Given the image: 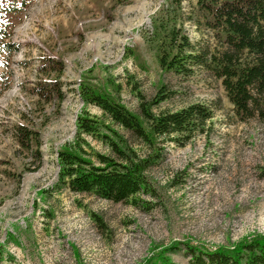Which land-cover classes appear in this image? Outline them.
<instances>
[{
    "label": "rangeland",
    "instance_id": "374dc122",
    "mask_svg": "<svg viewBox=\"0 0 264 264\" xmlns=\"http://www.w3.org/2000/svg\"><path fill=\"white\" fill-rule=\"evenodd\" d=\"M0 7L18 45L9 58L1 55L12 76L0 66V264H160V251L167 264H193L188 247L211 250L264 234V118L240 119L205 69L189 76L160 69L152 19L171 10L168 0H0ZM174 15L192 42L214 46L196 23V0H180ZM41 57L63 63L61 101L29 91L54 76L37 75ZM82 79L134 113L139 95L150 99L162 82L171 93L154 112L198 102L213 116L186 143H159L160 157L145 172L149 188L133 203L74 192L59 177L56 150L68 146L93 162L94 152L110 154L77 129L83 112L101 134L115 138L114 130L147 153L81 100ZM19 123L39 131L40 160L14 138Z\"/></svg>",
    "mask_w": 264,
    "mask_h": 264
},
{
    "label": "trees",
    "instance_id": "16d2710c",
    "mask_svg": "<svg viewBox=\"0 0 264 264\" xmlns=\"http://www.w3.org/2000/svg\"><path fill=\"white\" fill-rule=\"evenodd\" d=\"M179 3L180 0H168L171 10L162 7L152 19L160 69L182 76L191 75L195 68L205 69L220 80L233 112L240 119H263L264 0H196L201 14L196 23L211 32L215 41L212 48L209 43L192 42L182 27L176 25L177 15L174 14ZM3 17L0 13V66L11 77L10 63L1 55L4 53L9 58L18 51V45L11 38L12 24ZM63 71L60 59L41 57L37 75L54 73V76L48 81L35 80L29 91L45 101L63 100L59 80ZM5 74L2 72L0 77ZM170 93L160 82L150 99L139 95V112L134 113L107 92L97 90L82 79L78 87L81 100L100 108L114 124L141 141L147 147V153L139 155L128 138L114 130L115 138L101 134L96 120L83 112L77 116V129L102 140L108 145L110 154L94 152L93 162L71 147H59L56 157L62 182L74 192L94 193L113 202L133 203L137 194L149 188L145 172L160 157L159 143L184 144L196 133H203L213 116L209 106L198 102L175 110L154 112L153 107ZM13 134L23 149L31 150L38 160L41 159L37 129L19 123L14 126ZM188 251L193 264H264V234L242 238L229 246L221 245L211 250L188 247ZM163 253L160 251L156 256L160 264H167L168 258Z\"/></svg>",
    "mask_w": 264,
    "mask_h": 264
}]
</instances>
